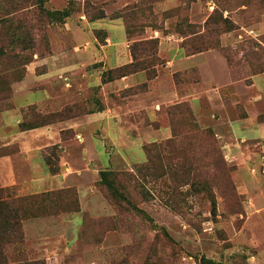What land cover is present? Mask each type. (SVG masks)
I'll return each mask as SVG.
<instances>
[{
	"label": "rangeland",
	"instance_id": "rangeland-1",
	"mask_svg": "<svg viewBox=\"0 0 264 264\" xmlns=\"http://www.w3.org/2000/svg\"><path fill=\"white\" fill-rule=\"evenodd\" d=\"M84 14L88 20L123 18L126 31L130 28L132 32L129 36L127 31L129 49L132 52L138 44V58L146 59L147 80L126 88H110L107 97L100 87L85 85L84 72L97 71L104 62L87 52L86 57L69 61L66 57H71V50L81 53L89 43L85 41L79 49L71 41L59 39L61 32L71 31L65 25L67 16L83 26L82 22H87L81 18ZM95 34L104 44L106 31L96 30ZM65 44L69 49L66 62L60 58L59 65L83 61V71L64 77L57 74L56 80L72 82V86L65 84L66 93L62 92L64 88H57L61 93L49 109L47 105L25 106L46 95L43 91L20 95L17 83L32 81L35 74L44 72L46 67L35 71L31 63L37 57L59 52ZM178 48L184 56H194L179 67L175 60ZM1 50L8 55L0 53V137L6 110L14 111L9 120L16 126L8 129L14 134L24 122L72 118L107 107L109 102L123 109L122 127L129 136L126 139L121 135L120 152L107 138V149L113 154L107 169L137 173L147 161L144 147L173 136L182 148L166 153L169 162L157 163L150 176L127 189L132 204L118 219L116 208L98 187L100 177L89 181L115 211L113 216H101L94 222L88 217L81 233V241L86 244L81 247L95 251L96 264H264V210H256L252 203V197L257 202L263 198L264 152L258 140L243 143L237 139L230 126V119L245 116L247 107L255 108L245 93L242 103L234 104L231 97L240 94L241 83L249 85L254 75L264 72V0H0ZM117 68L104 72L107 80L118 76ZM172 92L179 98H168L167 93ZM187 93L202 96L198 109L187 100ZM260 114V121H264L263 108ZM73 137L72 130L63 133L65 140ZM132 140L135 143L128 149ZM62 145L49 146L44 152L57 171L64 154ZM18 147L0 142V154L12 153ZM123 152L128 155V163H134L132 167L126 164ZM260 159L263 164H259ZM176 161L180 166L174 173L181 175L177 180L170 177ZM244 171L250 194L241 186ZM0 188H4L1 178ZM68 188L78 191L80 198L76 185L50 191ZM5 191L11 198L26 196L19 186ZM64 213L72 212L28 216L23 220V240H0V250L8 255L9 263L44 262V258L28 254L32 241L26 222ZM98 219L100 231L92 224ZM108 231L113 236L106 240ZM99 240L104 242L103 248L95 246Z\"/></svg>",
	"mask_w": 264,
	"mask_h": 264
},
{
	"label": "crops",
	"instance_id": "crops-1",
	"mask_svg": "<svg viewBox=\"0 0 264 264\" xmlns=\"http://www.w3.org/2000/svg\"><path fill=\"white\" fill-rule=\"evenodd\" d=\"M128 1L118 0V2ZM81 18L87 20V22H82L84 25L78 26L75 23L76 18L67 16L68 21L65 22V25L69 26L71 31L61 32L60 36L62 38L59 39H67L72 44H76L75 47L79 49H81V45L85 41L89 43V47L81 49V53L80 51L79 53H72L71 50V57H66L69 61L77 59L78 56L86 57V53L84 52H87L88 55L96 58L98 62H104L99 70L84 72L82 81L85 85H88V87H100L101 92L107 97L110 88H126L147 80V74L145 70H142L105 81L104 72L106 70L124 66L132 63L134 60L132 52L129 49L125 22L120 16L115 18L105 16L99 19L88 20L84 14L81 15ZM96 30L106 31V41L104 44L98 40L95 34ZM158 36L156 35L155 38ZM162 45H165L163 41ZM68 50V44H65V47L59 49V52H55V54L47 57H37L31 63L30 66L35 71L38 67H46V70L41 72V74H35V79L32 81L17 83V93L23 95L27 92L43 91L46 97L45 99L32 101L25 106L34 104L40 106L47 105L49 109L55 104L57 94L61 93H57V88H64L62 92H68L65 84L70 87L72 86V82L56 80L57 74L63 77L72 76L79 71H83L85 67L83 61L60 66V58L62 61H65L64 57L67 55ZM175 57H177L175 60L178 67L182 63L188 62L189 58H194V56H184L179 48ZM84 59L87 58H81L80 60ZM224 76L226 79V75ZM239 91L240 94L231 97L232 102L234 104L244 102L242 94L245 93L249 96L248 100L252 105H255V108L249 109L250 107H247L245 116L230 119L231 130L237 139L243 143L249 140H258L259 147L264 152V121H260L259 119L261 115L260 111L262 108L264 109V72L254 75L249 85L241 83ZM251 92L254 94L250 95ZM167 95L168 98H172L173 96H177V93L172 92L167 93ZM201 97L197 93L186 94L187 100L192 102L195 109L199 108ZM177 98L179 97L177 96ZM36 101L38 102L36 103ZM107 104V107H101L83 115L52 124L29 130L17 129L14 134L8 133V129H14L16 126L11 124L9 120L10 115L14 114V111L6 110L3 112L4 121L1 126L0 142L4 146L19 144V147L12 153L0 156L2 187L9 189L19 186V191L27 195L76 185L80 192V211L64 213L53 218H32L26 222V227L32 241L28 254L30 257L38 255V257L44 258L45 264H96L95 255L92 254L95 251H89L86 247L84 249L81 247V244L86 245L81 241V233L84 226H87L88 217H91L90 220L94 222L93 220L101 216H113L115 211L95 187L89 185V181L98 180L100 171L111 166L113 154L107 149V138L113 143L114 148H117L120 152L121 135L123 134L125 138L129 136L122 127L125 118L123 109L120 108V105H110L109 102ZM234 122H238L237 125ZM68 130H72L75 137L65 140L63 133ZM168 132H170L169 128H167ZM61 143H64L60 147L64 154L61 155L60 170L53 173L46 162L44 152L47 147ZM134 143L135 140H132L131 144L127 145L128 149ZM72 149L75 151L73 152ZM123 153V159L126 164L132 167L134 163L130 165L128 163V155L126 152ZM77 162L80 166H76ZM259 164H263L262 159L259 160ZM243 174L244 176L241 179L244 180L241 186L246 193L249 192L250 194L251 187L247 181L248 174L245 171ZM262 196L263 198L258 202L252 197V203L255 204L256 210L260 212L264 210L262 206L264 204L263 191ZM92 224H94L93 227L98 225L99 229L97 231H100L102 226L99 219ZM109 236H113L112 231H108L106 240ZM94 240L92 238V241ZM87 245H89L88 242ZM98 245L99 248H103L104 242L99 240V243L95 244V246L97 247Z\"/></svg>",
	"mask_w": 264,
	"mask_h": 264
},
{
	"label": "trees",
	"instance_id": "trees-1",
	"mask_svg": "<svg viewBox=\"0 0 264 264\" xmlns=\"http://www.w3.org/2000/svg\"><path fill=\"white\" fill-rule=\"evenodd\" d=\"M138 7L137 5L134 7ZM7 30L9 27L7 26ZM129 36L131 35L130 28L127 29ZM25 44V40L22 41ZM138 44H135L132 49L133 62L126 64L124 66L118 67L117 77H122L126 74L136 73L142 70H147L146 59L138 58L136 53V47ZM4 50H1L0 53H3ZM5 54L8 52H4ZM11 57V56H10ZM112 71V70H111ZM17 74L18 71H16ZM2 72H0V76ZM114 78H109L111 80ZM104 80L107 78L104 75ZM35 118H38L35 116ZM66 118L58 119H43L39 122L28 121L21 124V130H29L44 125L52 124ZM68 119V118H67ZM174 136L163 140L161 142H153L144 147L146 153L147 161L137 173L131 171H115L112 169H103L100 171V179L98 181V187L104 194L105 198L111 202V204L116 208L117 214L116 219L121 216L124 210H127L131 206L132 200L127 193L129 187H136L139 183V179H146L153 172L154 167L157 163L167 161L165 158L166 153H175L180 151L182 148L179 147L178 143L173 140ZM8 154V153H7ZM6 155V153H1L0 156ZM51 157H46V162L49 165L51 172H57V168L52 166ZM180 166L178 161L170 168V177L176 178V172L174 171ZM0 240L5 239L9 242L15 241L20 242L23 240V220L30 216L36 217L41 216L42 214H60L63 212H77L81 210V201L78 196V191L73 189H65L61 191H47L37 194H31L16 198L7 197L5 188H0ZM65 202V203H64ZM124 203V204H123ZM125 203L127 205H125ZM45 209L43 212H40V209ZM50 209H56L57 211H49ZM101 221V220H100ZM115 221V220H114ZM7 241V242H8ZM0 264H15L9 263L8 255L3 253L0 250ZM16 264H45L44 262H31L28 260L19 261ZM110 264H122V263H110ZM148 264V263H145ZM208 264H214L212 261H209Z\"/></svg>",
	"mask_w": 264,
	"mask_h": 264
}]
</instances>
